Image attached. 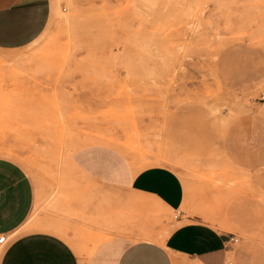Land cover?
Wrapping results in <instances>:
<instances>
[{
  "label": "rangeland",
  "instance_id": "1",
  "mask_svg": "<svg viewBox=\"0 0 264 264\" xmlns=\"http://www.w3.org/2000/svg\"><path fill=\"white\" fill-rule=\"evenodd\" d=\"M52 1L37 41L0 51V156L32 176L33 217L69 232L72 156L104 146L173 169L184 219L264 260V0Z\"/></svg>",
  "mask_w": 264,
  "mask_h": 264
},
{
  "label": "crops",
  "instance_id": "2",
  "mask_svg": "<svg viewBox=\"0 0 264 264\" xmlns=\"http://www.w3.org/2000/svg\"><path fill=\"white\" fill-rule=\"evenodd\" d=\"M55 11L52 0H0V51L37 41ZM71 162L80 186L71 191L66 232L42 212L33 217L38 193L32 176L0 156V237L8 239L0 246V264H82L71 242L82 229L87 264H264L250 262L233 232L184 219V187L173 169L154 165L133 172L104 146H89Z\"/></svg>",
  "mask_w": 264,
  "mask_h": 264
},
{
  "label": "built area",
  "instance_id": "3",
  "mask_svg": "<svg viewBox=\"0 0 264 264\" xmlns=\"http://www.w3.org/2000/svg\"><path fill=\"white\" fill-rule=\"evenodd\" d=\"M179 215H180V212H176L175 217L177 218V217H179ZM232 240L235 243L237 242V239H232ZM7 241H8L7 237H5V236L0 237V246L5 245L7 243Z\"/></svg>",
  "mask_w": 264,
  "mask_h": 264
},
{
  "label": "bare ground",
  "instance_id": "4",
  "mask_svg": "<svg viewBox=\"0 0 264 264\" xmlns=\"http://www.w3.org/2000/svg\"><path fill=\"white\" fill-rule=\"evenodd\" d=\"M162 67H165V66L163 65ZM162 67H161V71H160L161 73H163V72H162ZM166 68H167V67H166ZM163 71H164V69H163ZM160 72H159V73H160ZM161 73H160V75H161ZM238 188H239V187H238ZM238 190H239V189H238Z\"/></svg>",
  "mask_w": 264,
  "mask_h": 264
}]
</instances>
